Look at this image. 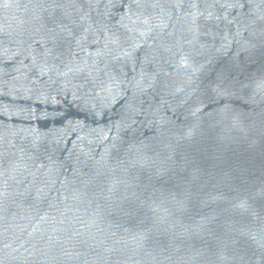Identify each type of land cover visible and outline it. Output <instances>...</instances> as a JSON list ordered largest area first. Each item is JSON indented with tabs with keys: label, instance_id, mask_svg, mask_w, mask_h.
Returning <instances> with one entry per match:
<instances>
[{
	"label": "water",
	"instance_id": "95a60500",
	"mask_svg": "<svg viewBox=\"0 0 264 264\" xmlns=\"http://www.w3.org/2000/svg\"><path fill=\"white\" fill-rule=\"evenodd\" d=\"M0 264H264V0H0Z\"/></svg>",
	"mask_w": 264,
	"mask_h": 264
}]
</instances>
